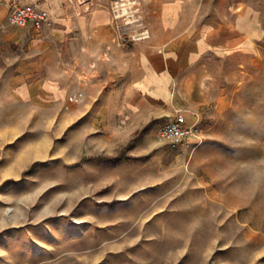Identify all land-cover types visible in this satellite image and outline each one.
I'll return each mask as SVG.
<instances>
[{
    "label": "rangeland",
    "instance_id": "1",
    "mask_svg": "<svg viewBox=\"0 0 264 264\" xmlns=\"http://www.w3.org/2000/svg\"><path fill=\"white\" fill-rule=\"evenodd\" d=\"M121 1L64 0L52 20L56 0H0V264H264V0H194V19L246 13L261 34L161 108L131 69L164 0ZM13 4L49 24L14 26ZM100 8L107 37L78 25ZM177 112L192 133L173 145L158 130Z\"/></svg>",
    "mask_w": 264,
    "mask_h": 264
},
{
    "label": "crops",
    "instance_id": "2",
    "mask_svg": "<svg viewBox=\"0 0 264 264\" xmlns=\"http://www.w3.org/2000/svg\"><path fill=\"white\" fill-rule=\"evenodd\" d=\"M51 1L43 0V7ZM56 1L58 9L51 19L69 16L64 0ZM244 15L231 13L218 21L202 23L194 19V0H164L159 6V16L153 20L149 38L136 47L139 65H132L131 88L136 92L139 104L161 108L174 106L181 100H194L195 74L206 56L253 47L261 34L260 26L254 21L259 29L256 32L248 24L252 19L246 13ZM89 17L84 27L78 24L80 30L84 28L88 32L90 26L100 36L110 35L108 9H96L94 14L91 11ZM91 20L93 25L89 23ZM200 83L203 84L204 79ZM188 84H192L190 95L186 93ZM44 90L59 92L51 84H45ZM21 92L31 94L32 84Z\"/></svg>",
    "mask_w": 264,
    "mask_h": 264
},
{
    "label": "built area",
    "instance_id": "3",
    "mask_svg": "<svg viewBox=\"0 0 264 264\" xmlns=\"http://www.w3.org/2000/svg\"><path fill=\"white\" fill-rule=\"evenodd\" d=\"M8 20L14 26L39 32L49 24L46 11L31 5L18 6L13 4L8 14ZM146 37V33L141 34ZM192 133V126L185 114L177 112L173 118L164 122L158 130V138L173 145L183 143Z\"/></svg>",
    "mask_w": 264,
    "mask_h": 264
},
{
    "label": "bare ground",
    "instance_id": "4",
    "mask_svg": "<svg viewBox=\"0 0 264 264\" xmlns=\"http://www.w3.org/2000/svg\"><path fill=\"white\" fill-rule=\"evenodd\" d=\"M85 3V0H74V4H75V7L79 10L81 8V5ZM122 4L118 3V6L121 5L124 7V5L126 4L125 1H121ZM132 3L134 4V2L130 1V5H132ZM116 6V7H118ZM115 7V8H116ZM130 7V6H129ZM80 12V10H79ZM147 33V32H146ZM141 34H144V33H141ZM82 222V221H81Z\"/></svg>",
    "mask_w": 264,
    "mask_h": 264
},
{
    "label": "trees",
    "instance_id": "5",
    "mask_svg": "<svg viewBox=\"0 0 264 264\" xmlns=\"http://www.w3.org/2000/svg\"><path fill=\"white\" fill-rule=\"evenodd\" d=\"M124 156H119L120 159H122ZM116 160V159H115Z\"/></svg>",
    "mask_w": 264,
    "mask_h": 264
}]
</instances>
